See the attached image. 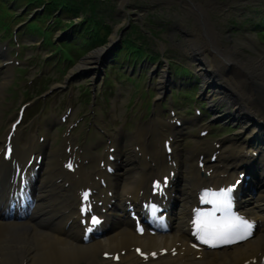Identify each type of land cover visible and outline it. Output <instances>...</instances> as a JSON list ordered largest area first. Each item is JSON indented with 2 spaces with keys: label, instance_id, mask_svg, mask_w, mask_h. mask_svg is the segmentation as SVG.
I'll return each instance as SVG.
<instances>
[{
  "label": "bare ground",
  "instance_id": "bare-ground-1",
  "mask_svg": "<svg viewBox=\"0 0 264 264\" xmlns=\"http://www.w3.org/2000/svg\"><path fill=\"white\" fill-rule=\"evenodd\" d=\"M195 6L199 10L197 11L199 18L202 16L204 29L200 25V32L192 37L190 36L191 31L188 30L189 37L183 38L185 47L183 50L187 53L188 59L193 62L196 72L204 78L201 95L211 99L212 106L226 104L227 108L222 111H229L226 116L239 120L244 124V127H252L248 132V136L252 139L250 146L256 145L257 149L262 151L261 158L257 163L262 172L259 176L254 174L252 179L260 186L261 190H259V196L254 192L249 196L246 195V205L250 214L259 219V223L254 238L236 245L226 252H205L201 259H194L192 250L187 247L184 257H164L161 262L169 264H244L257 256L259 258L264 253V55L259 54L246 62L242 60L244 52L241 47H236L234 44L221 45L211 27L208 26L209 17L205 15L202 7ZM216 7V5L212 6V8ZM173 27L179 33L184 31L180 23H175ZM106 48L96 50L84 57L76 69L88 67L91 71H95V74L100 60H103L107 54ZM210 51H212L211 54H208ZM227 62H234L230 71L227 70ZM10 71L6 72L3 79L0 80V94L11 80ZM169 82L170 79H165L163 74L159 82L160 89L168 87ZM222 112L218 111L217 113ZM254 122L261 123L263 128H258ZM133 143L140 144L137 139L133 138L128 144L126 141L121 143L118 152L121 163L117 166L114 182L110 183L106 189H100L98 194L105 206L111 202L112 198L117 199L110 232L104 238L96 239L88 245L81 244L76 240L74 225L70 230L64 231V220H68L71 214L66 218H60L52 225L49 223L50 219L59 213L49 210L52 203L60 198L54 180L61 175L57 170V154L52 153L51 148L46 154L47 160L36 191L38 204L30 219L21 224L0 222V264H18V261L23 262L26 255H28L27 264H78L98 248L116 250L120 247L126 249L127 253L124 256L126 260L135 255L130 249L132 240L148 247L168 244L169 241L160 240L158 237L136 235L133 232L131 221L126 216L123 203L147 199L150 180L169 169L161 146L155 148L142 146L143 154L139 155L132 152ZM233 148L235 147L231 146L221 150L219 163L207 166V168H213V172L208 178L211 184L216 186L228 184L234 176L230 174V167H237L245 160V155L242 154L243 148L238 150ZM175 149L181 156L180 159H184L185 154H188L183 160L186 170L180 172L181 177L178 184L175 183L169 191L170 195L175 192L176 208L174 207L172 213L174 226L177 230L182 231L185 221L189 218L191 207L197 203V192L203 183L201 182L200 168L195 165L190 148H181L179 142H176ZM148 154L151 155L150 160L146 157ZM240 155L243 156L240 158ZM134 159L144 172L140 181L136 176L138 171ZM153 161L156 162L155 166L152 164ZM107 163L110 161L107 160ZM102 176L107 178L109 173L104 171ZM82 177L85 182L92 181L93 185L96 184L95 178H86L84 175ZM73 183L71 182V184ZM108 190L114 192L113 197L108 196ZM103 194H105L104 197ZM2 195L0 190V197ZM60 205H56L57 208ZM58 210L63 211L60 208ZM56 229L63 231L64 236L55 234ZM208 254H212V257H208Z\"/></svg>",
  "mask_w": 264,
  "mask_h": 264
},
{
  "label": "rangeland",
  "instance_id": "rangeland-1",
  "mask_svg": "<svg viewBox=\"0 0 264 264\" xmlns=\"http://www.w3.org/2000/svg\"><path fill=\"white\" fill-rule=\"evenodd\" d=\"M5 1L8 0H0V14L6 11L9 14L11 11L9 10L10 8H14L15 14H17L18 7L27 3L28 0H14L16 3L15 5H12L10 3V8L3 6V3ZM99 1L101 4L99 6H94L93 15L98 17L102 22H104V25L108 23V25L110 26L109 33L105 34L108 37V41L105 45H92L90 47H81L82 52L76 59V65H72L70 69L64 73L58 71V74L55 75L56 80L63 83L65 78L68 77L69 73L74 70V68H76L79 63H81L84 57L94 52L95 49L97 50L99 48L106 47L109 40H111L112 36L116 34L115 31H118L117 33H119V30L122 27L129 26L126 29V32L124 33L125 36L128 30L133 25L140 24L141 21H144V26H142L144 29L143 36L135 33L133 35H127L125 36V38L131 36L132 41L136 44H140L142 42L145 43V47H143L149 51L150 55H158L159 60L160 58H165L167 60L171 80L168 89L170 90L174 88L178 92H191L192 95H194L195 97H188L189 101L196 100V98L198 97L199 101L203 102L205 106L207 105V107H210L209 109H218L220 112H222L224 109L227 108L226 104H222L219 106H211V99L205 98L203 95H201L204 85V78L196 72L193 62L188 59L187 53L183 50V48H185L183 45V38L189 37V34L186 33L185 29L184 31H182V33H179L173 27L175 23H180L181 26H185L187 30L191 31V37L193 35L195 36L196 34H198L197 32H200L199 17L196 15L195 12H192L189 6H182L179 0H129L126 2L127 5L125 3L126 7L125 5L121 6L123 0ZM216 1L218 2V6L217 8L212 9V7L208 6L209 0H200L202 7L205 9L207 16L209 17L208 26L211 27V30L218 38V42H220V44L224 46L234 44L236 47H241V44H243V46L245 45V51L242 49L244 52V54L242 55V60H244L245 62L249 61L250 59L259 54L263 56L264 44L262 45V48H260V43L257 40L256 28L258 24L262 22L264 26V0ZM124 7L128 12L132 13L130 14V16L123 14L125 12L123 10ZM137 12L141 13L142 17H137ZM90 14H92V11L88 10L84 12V17L81 13L76 18L79 20V18L82 17L81 19H85L86 21L87 17ZM62 16L65 20H69L71 17H73V15L71 16L66 13H63ZM129 18L130 25H127L126 19ZM4 20L9 22L12 20V18H10V16H7L6 18H4ZM150 23H152V25L154 26H149ZM149 31H152L155 34H152ZM147 42H149L148 46L151 45V48L149 49L146 44ZM126 52L127 50H124L122 54L124 55ZM208 54H211V52H208ZM150 55L146 56L141 62L143 66L141 74L139 76L134 75L137 79V82L133 83V81H129L126 83L127 88L124 98V101L126 103L133 100L138 94V91L141 88L143 89V87L148 83L151 85L152 89L159 87L158 83L162 77L164 71L163 69L165 68L166 63L164 64V62L161 61V63L157 64V59L153 60L148 58L150 57ZM127 66L128 64H124V69L127 68ZM153 70H156V72L153 73ZM185 70H187L188 72H185ZM181 72H183L182 74L184 76L180 75ZM87 75L88 73L83 72L81 75L77 76V78L81 79V76L84 77ZM3 77V75H0V80H2ZM81 82L84 85L85 83H88V81H85V78H82ZM11 83L12 80L6 86L4 93L9 90ZM136 84H138V86H136ZM155 95H158V93L156 92ZM228 119L231 120L232 118ZM233 122L234 124L238 123L241 126L239 122H236L235 120ZM182 138L184 139V146H186V144H189L192 141V139L186 140L185 136H183Z\"/></svg>",
  "mask_w": 264,
  "mask_h": 264
},
{
  "label": "snow or ice",
  "instance_id": "snow-or-ice-1",
  "mask_svg": "<svg viewBox=\"0 0 264 264\" xmlns=\"http://www.w3.org/2000/svg\"><path fill=\"white\" fill-rule=\"evenodd\" d=\"M227 196V193H223ZM85 199L87 193L84 194ZM229 208L226 200L214 201ZM214 214H200L195 221L196 234L202 243L216 247L219 244H231L239 240H244L251 235L252 224L242 218L227 215L221 220H215ZM93 224L99 221L93 218Z\"/></svg>",
  "mask_w": 264,
  "mask_h": 264
}]
</instances>
